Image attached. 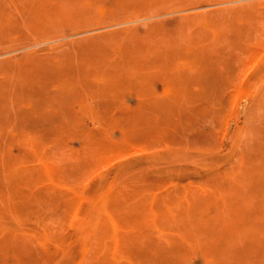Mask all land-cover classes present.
Listing matches in <instances>:
<instances>
[{
  "label": "rangeland",
  "instance_id": "obj_1",
  "mask_svg": "<svg viewBox=\"0 0 264 264\" xmlns=\"http://www.w3.org/2000/svg\"><path fill=\"white\" fill-rule=\"evenodd\" d=\"M17 1L0 0V6L3 7H0V19H7L6 23L3 22L5 24L0 20V67L3 66L0 69V179L3 182H0L7 183L6 187L0 183V195L5 194V198L3 194L0 197V264H136L137 261V264H164L166 261L165 264H182L183 260L186 264H211L212 260V264H264V231L260 232L264 230V0H22L23 5L20 4L21 0ZM17 6L20 13L13 10ZM41 9L44 13H40ZM29 11L40 15L36 17ZM29 58L38 60L34 62ZM65 58L68 59L65 61ZM41 60L43 63L40 64ZM25 61H28V66ZM73 63L82 69L79 67L80 70H77L76 67L72 71ZM40 66L41 75L44 72L43 79L36 71L38 68L39 73ZM27 68L34 69L36 74H29L31 70ZM67 69L72 70L68 72ZM48 77L52 81L47 80ZM181 81L183 84L180 85ZM27 86L31 88L27 89ZM179 86L183 89H179ZM147 101H151L149 108H145ZM40 106L44 108L43 113ZM130 108H133L132 111ZM38 111L45 116H41ZM138 111H142L141 116ZM9 112L11 116L15 114L13 119L8 116ZM152 115H155L154 118ZM134 116L135 121L140 119L138 125ZM167 118L171 122L168 121V130ZM25 120L26 123L23 122ZM62 124L68 127L64 128ZM144 124L148 126L147 130L146 127L142 128ZM129 127L139 132L136 129L133 132ZM81 128H85L82 129L84 133ZM105 128L106 135L103 132ZM18 136L24 139L20 138L21 145ZM8 138L10 143H6L9 142L6 140ZM37 140L39 142L35 143ZM213 145H216V150ZM7 147L10 148V154L7 153ZM11 153L19 155L15 158ZM11 157L16 159L18 165ZM29 168L30 171H27ZM176 171H180V175ZM250 173L254 174H251V178ZM24 175L27 180H23ZM32 177H37L35 183H32ZM24 181L28 182L23 184ZM9 182L16 186L12 187ZM188 187L192 189L188 191ZM6 188L8 191L3 190ZM230 188L233 190L231 193ZM214 189H219V194ZM223 189L224 193L221 192ZM241 195L244 197L239 198ZM209 196L217 199L215 203L212 204L213 198L209 201ZM12 198L15 199L14 204ZM20 198L24 200L21 202ZM30 198L32 204L28 203ZM5 199L7 201L3 202ZM230 200H234V203L231 204ZM238 202L241 206L237 205ZM247 203L250 204L249 211L242 208H247ZM54 206L56 209L52 208ZM251 207L254 211L257 209L255 213ZM17 208H21L23 213L18 212L21 210L17 211ZM200 209L203 210L202 215ZM186 211L187 214L184 213ZM205 211L208 212L205 213L207 216ZM231 212L236 217L230 216ZM11 217L15 219L12 221ZM183 220L188 221L187 225ZM236 223L241 224L240 228ZM205 228L210 233H206ZM235 231L238 232L236 236ZM229 232L232 236L226 237ZM220 236H224L225 240ZM233 243L240 249L234 248ZM250 246H253L252 249ZM144 248L150 252L143 251ZM157 249L161 254H158ZM215 249H218V253ZM220 250L224 251L220 254ZM233 253L239 256H235L239 261ZM28 255L34 256L28 258ZM229 255L230 258L225 257ZM152 256L154 260L150 259ZM158 259L162 261L158 262ZM219 259H223V263ZM244 259L246 262H243Z\"/></svg>",
  "mask_w": 264,
  "mask_h": 264
},
{
  "label": "bare ground",
  "instance_id": "obj_2",
  "mask_svg": "<svg viewBox=\"0 0 264 264\" xmlns=\"http://www.w3.org/2000/svg\"><path fill=\"white\" fill-rule=\"evenodd\" d=\"M6 1H7V0H6ZM12 1H13V0H12ZM23 1H26V0H23ZM23 1L21 0L20 4L22 3V5H23V4H24ZM28 1H29V0H28ZM49 1H50V0H49ZM51 1H52V0H51ZM10 2H11V1H10ZM10 2H9V3H10ZM17 2H19V0H18ZM13 3H14V2H13ZM35 3H36V2H35ZM58 3H59V2H58ZM10 4H12V3H10ZM20 4L18 3V6H19ZM27 4H28V3H27ZM32 4H33V2H32ZM50 4H51V3H50ZM16 5H17V4H16ZM112 5H113V2H112ZM18 6H17V9H13V10L19 12ZM31 6H32V5H31ZM53 6H54V5H53ZM0 7L3 8L2 6H0ZM56 7H57V5H56ZM59 7H60V6H59ZM1 8H0V10H2ZM21 8H24V7H21ZM42 8H44V7H42ZM54 8H55V7H54ZM8 9H10V8H8ZM29 9H31V7H30ZM39 9H40V8H39ZM56 9H57V8H56ZM60 9H61V8H60ZM10 10H11V12L13 11L12 9H10ZM23 10H24V9H21V11H23ZM3 11H4V10H3ZM7 11H9V10H7ZM26 11H28L27 8H26ZM39 11H41L40 13H44L42 9L39 10ZM55 11H57V10H55ZM1 12H2V11H1ZM29 12H30V11H29ZM8 13H9V12H8ZM19 13H20V12H19ZM30 13L32 14V12H30ZM30 13H28V14H30ZM21 14H23V13L21 12ZM26 14H27V13H26ZM38 14H39V13H38ZM0 15H1V13H0ZM32 15H34V16L37 17V16H39L40 14L37 15V13H36V15H35V14L33 13ZM3 17H4V16H3ZM0 20L2 21V23L5 21V20H2V19H0ZM1 21H0V24H1ZM6 21H7V19H6ZM6 21H5V23H6ZM5 23H3V24H5ZM1 26H2V24H1ZM1 26H0V28H1ZM3 26H4V25H3ZM1 31H2V30H1ZM11 56H12V55H11ZM17 56H18V55H17ZM203 56H204V55H203ZM9 57H10V56H9ZM20 57H21V56H20ZM22 57H24V56L22 55ZM22 57H21V58H22ZM21 58H19V59L21 60ZM203 58H204V57H203ZM8 59H9V58H8ZM8 59H7V60H8ZM14 59H15V58H13L12 60L14 61ZM19 59H18V60H19ZM22 59H24V58H22ZM29 59H30L31 61H34V62H35L36 60H38V59L33 60V59H31V58H29ZM67 59H68V58H67ZM67 59L65 58V61H66ZM9 60H10V59H9ZM9 60H8V61H9ZM20 60H19V61H20ZM24 60H25V59H24ZM30 60H29V61H30ZM21 62H23V60H21ZM25 62H26V61H25ZM25 62H24V64H25ZM36 62H37V61H36ZM191 62H192V61H191ZM18 63H19V62H18ZM18 63H17V64H18ZM26 63H27L26 65L28 66V61H27ZM41 63H43V60L40 61V64H41ZM79 63H80V62H79ZM79 63H78V64H79ZM14 64H15V63H14ZM21 64H22V63H21ZM38 64H39V62H38ZM26 65H25V67H26ZM30 65H31V63H30ZM32 65H33V64H32ZM46 65H47V64H46ZM68 65H69V64H68ZM70 65H71V64H70ZM194 65H195V64H194ZM81 66H83V62H82V64H81ZM81 66H79V67H81ZM17 67H18V65H17ZM76 67H77V65L74 66V63H73V70H72V69H70V70L74 71V68H76ZM79 67H77V70H80ZM2 68H3V66L0 67V69H2ZM28 68H30V67H28ZM28 68H27V70H29ZM32 68H33V66H32ZM34 68H35V67H34ZM40 68H41V66H40ZM40 68H39V73H38V68H36L37 75H38V74L41 75V72H40V71H42V68H41V69H40ZM69 68H70V66H69ZM14 69H15V68H14ZM14 69H13V73L15 72ZM25 69H26V68H25ZM25 69H24V70H25ZM43 69H44V68H43ZM81 69H82V67H81ZM30 70H31V69H30ZM30 70H29V71H30ZM32 70H34V69H32ZM32 70H31V72H30L29 74H32V72H33V73L35 72V70H34V71H32ZM44 70H45V69H44ZM67 70H68V72L70 71L69 69H67ZM75 70H76V69H75ZM5 71H6V70H5ZM29 71H28V72H29ZM57 71H58V70H56V72H57ZM62 71H64V70H62ZM154 71H155V70H154ZM1 72H2V70H1ZM28 72L26 71V73H28ZM60 72H61V71H60ZM64 72H65V71H64ZM6 73H8V72H6ZM22 73H23V72H22ZM43 73H44V72H42L41 78H42V76L44 75ZM0 74H1V73H0ZM4 74H5V72H4ZM4 74H3V75H4ZM11 74H12V73H11ZM11 74H10V75H11ZM34 74H36V73H34ZM34 74H33V76H34ZM1 75H2V74H1ZM5 75H6V74H5ZM13 75H14V74H13ZM56 75H57V74H56ZM182 75H184V74H182ZM22 76H23V75H22ZM31 76H32V75H31ZM45 76H46V75H45ZM45 76H44V77H45ZM63 76H64V75H63ZM177 76H178V75H177ZM2 77L5 78L4 76H2ZM2 77H1V78H2ZM7 77H8V76H7ZM35 77H36V75H35ZM38 77L40 78V76H38ZM53 77H55V76H53ZM150 77H151V76H150ZM178 77H179V76H178ZM187 77H188V74H187ZM16 78H18V77H16ZM20 78H21V77H20ZM33 78H34V77H32V79H33ZM45 78H46V77H45ZM180 78H181V76H180ZM12 79H13V78H12ZM42 79H43V78H42ZM149 79H150V78H149ZM0 80H1V79H0ZM4 80H6V78H5ZM8 80H9V79H8ZM36 80H37V78H36ZM47 80H51V79L48 77ZM181 80H183V79H181ZM11 81H12V80H11ZM23 81H25V79H24ZM29 81H30V79H29ZM38 81H39V79H38ZM38 81H37V83H38ZM42 81H43V80H42ZM44 81H45V80H44ZM51 81H52V80H51ZM196 81H197V80H196ZM196 81H195V82H196ZM9 82H10V81H9ZM12 82H13V81H12ZM15 82H16V81H15ZM30 82L33 83V80H31ZM21 83H22V82H21ZM26 83H27V81H26ZM35 83H36V82H35ZM181 83H182V81L180 82V85H181ZM182 84H183V83H182ZM196 84H197V83H196ZM10 85H11V84H10ZM14 85H15V84H14ZM14 85H13V87H14ZM197 85H198V84H197ZM201 85H202V84H201ZM11 86H12V85H11ZM189 86L191 87V84H190ZM195 86H196V85H195ZM9 87H10V86H9ZM173 87H174V86H173ZM10 88H11V87H10ZM26 88L28 89V88H31V87H28V86H27ZM180 88H181V87L179 86V89H180ZM201 88H202V87H201ZM181 89H183V87H182ZM202 89H203V88H202ZM204 89H205V88H204ZM81 90L84 91V89H81ZM196 90H197V89H196ZM200 90H201V89H200ZM210 90H211V89H210ZM26 91H27V90H26ZM82 91H81V92H82ZM157 91H158V90H157ZM159 91H160V90H159ZM183 91L185 92V90H183ZM183 91H181L180 93H183ZM192 91H193V90H192ZM192 91H191V92H192ZM201 91H203V90H201ZM186 92H187V91H186ZM207 92H208V91H207ZM8 93H9V92H8ZM25 93H26V92H25ZM66 93H68V92H66ZM254 93H255V92H254ZM12 94H13V93H12ZM12 94H11V95H12ZM14 94H15V93H14ZM183 94H186V93H183ZM183 94H181V96H182ZM200 94H201V93H200ZM0 95H1V94H0ZM5 95H6V97H7V93H6ZM17 95H18V94H17ZM22 95H23V94H22ZM82 95H84L83 92H82ZM211 95H212V94H211ZM196 96H197V95H196ZM3 97H4V96H3ZM15 97H16V96H15ZM15 97H14V99H15ZM17 97H18V96H17ZM215 97H216V96H215ZM215 97L213 96V98H215ZM254 97H255V96H254ZM254 97H253V99H254ZM11 98H12V96H11ZM216 98H217V97H216ZM6 99H7V98H6ZM18 99H19V98H18ZM28 99H29V98H28ZM220 99H221V98H220ZM226 99H227V98H226ZM248 99H249V98H248ZM248 99H247V100H248ZM4 100H5V99H4ZM7 100H8V99H7ZM10 100H11V99H10ZM189 100H190V99H189ZM189 100H187V101H189ZM197 100H198V98H197ZM206 100H207V99H206ZM259 100L262 101L260 98H259ZM5 101H6V100H5ZM12 101H13V99H12ZM12 101H11V102H12ZM148 101H149V100H148ZM148 101H147V105H145V108H146V106H148V108H149L150 105H151V104L149 105V103H150L151 101H150V102H148ZM179 101H180V100H179ZM199 101H201V99H200ZM255 101H256V100H255ZM11 102H10V103H11ZM13 102H14V101H13ZM144 102H145V101H144ZM175 102H176V101H175ZM190 102H192V100H190ZM194 102H195V101H194ZM221 102H222V101H221ZM251 102H252V101H251ZM3 103H4V102H3ZM6 103H7V101H6ZM30 103H31V102H30ZM201 103H202V102H201ZM249 103H250V102H249ZM11 104H12V103H11ZM11 104H10V106H11ZM13 104H14V103H13ZM39 104L42 105V103H39ZM39 104H38V105H39ZM191 104H192V103H191ZM198 104L200 105V103H198ZM205 104H206V103H205ZM215 104H216V103H215ZM219 104H220V103H219ZM225 104H227V103H225ZM20 105H21V104H20ZM33 105H34V103H33ZM43 105H44V104H43ZM136 105H137V103H136ZM136 105H134V107H136ZM156 105H157V103H156ZM173 105H175V104H173ZM178 105H179V104H178ZM180 105L182 106V104H180ZM183 105H184V104H183ZM199 105H197V106L199 107ZM207 105H208V103H207ZM255 105H256V104H255ZM10 106H9V107H10ZM14 106H15V105H14ZM115 106H116V105H115ZM227 106H228V104H227ZM245 106H246V105H245ZM245 106H244V109H245ZM261 106H262V105H261ZM17 107H18V105H17ZM42 107H44V106H42ZM105 107H106V106H105ZM175 107H176V106H175ZM179 107H180V106H179ZM194 107H196V105H195ZM209 107H210V104H209ZM216 107H218V106H216ZM5 108H6V107H5ZM13 108H14V107H13ZM33 108H34V107H33ZM154 108H155V107H154ZM172 108H173V107H172ZM190 108H191V107H190ZM190 108H189V109H190ZM196 108H197V107H196ZM206 108H207V107H205V109H206ZM246 108H247V107H246ZM8 109H9V108H8ZM38 109H39V108H38ZM40 109H41V106H40ZM42 109L44 110V108H42ZM42 109H41V110H42ZM115 109H116V108H115ZM117 109H118V108H117ZM127 109H129V108H127ZM132 109H133V108H132ZM132 109L130 108L131 111H132ZM138 109H139V105H138ZM142 109H143V108H142V106H141V109H140V110H142ZM174 109H176V108H174ZM194 109H195V108H194ZM219 109H220V108H219ZM219 109H218V110H219ZM222 109H223V108H222ZM251 109H252V108H251ZM13 110H14V109H13ZM13 110H12V111H13ZM29 110H31V109H29ZM32 110H33V109H32ZM34 110H35V109H34ZM34 110H33V111H34ZM43 110H42V113L44 112ZM140 110H139V111H140ZM172 110H173V109H172ZM192 110H193V109H192ZM208 110H211V109H208ZM216 110H217V109H216ZM8 111H9V110H8ZM33 111H32V112H33ZM133 111H134V110H133ZM139 111H138V113H139ZM145 111H146V110H145ZM183 111H184V110H183ZM189 111H190V110H189ZM195 111H197V110L195 109ZM245 111H246V110H245ZM13 112H14V111H13ZM47 112H49V111L47 110ZM47 112H46V113H47ZM136 112H137V111H136ZM175 112H176V111H175ZM208 112H209V111H208ZM10 113H11V112H9V115H8V116H10V117H12V116L15 115V114H14V115L11 116ZM18 113H19V112H18ZM18 113H16V114H18ZM38 113H39V111H38ZM131 113H132V112H131ZM140 113H142V111H141ZM140 113H139V116H141ZM149 113H150V111H149ZM155 113H156V112H155ZM171 113H173V112L171 111ZM176 113H177V112H176ZM5 114H6V113H5ZM20 114H21V113H20ZM39 114H40V113H39ZM47 114H48V113H47ZM47 114H46V115H47ZM151 114H152V113H151ZM156 114H158V113H156ZM178 114H179V113H178ZM199 114H200V113H199ZM40 115H41V114H40ZM42 115H44V114H42ZM42 115H41V116H42ZM202 115H203V114H202ZM244 115H245V114H244ZM254 115H255V112H254ZM254 115H253V116H254ZM256 115H257V114H256ZM3 116H5V115H3ZM16 116H17V115H16ZM41 116H39V117H41ZM44 116H45V115H44ZM44 116H43V117H44ZM48 116H49V115H48ZM126 116H128V115H126ZM152 116H153V115H152ZM154 116H155V115H154ZM154 116H153V118H154ZM170 116H171V114H170ZM195 116H196V115H195ZM257 116H258V115H257ZM257 116H256V117H257ZM49 117H50V116H49ZM131 117H132V115L130 116V118H131ZM157 117H158V116H157ZM178 117H179V119H180V116H178ZM201 117H202V116H201ZM211 117H212V116H211ZM213 117H215V116H213ZM15 118H16V117H15ZM140 118H141V117H140ZM150 118H151V117H150V114H149V119H150ZM163 118H165V116H164ZM215 118H216V117H215ZM215 118H214V119H215ZM243 118H244V117H243ZM4 119H5V118H4ZM7 119H9V117H8ZM11 119H13V117H12ZM22 119H23V118H22ZM40 119H41V118H39V120H40ZM131 119H132V118H131ZM156 119H157V118H156ZM160 119L162 120V118H160ZM197 119H198V117H197ZM207 119H209V118H207ZM9 120H10V119H9ZM15 120L18 121L17 119H15ZM115 120L117 121V118H116ZM122 120H123V119H122ZM122 120H121V121H122ZM128 120H129V118H128ZM146 120H147V119H146ZM158 120H159V119H158ZM200 120H201V119H200ZM215 120H216V119H215ZM217 120H218V119H217ZM7 121H8V120H7ZM28 121H29V120H28ZM44 121H45V120H44ZM44 121H43V122H44ZM116 121H115V122H116ZM119 121H120V120H119ZM121 121H120V123H121ZM130 121H131V120H130ZM134 121H135V116H134ZM137 121H140V119H139V120H136L135 122L137 123ZM159 121H160V120H159ZM159 121H157V122H159ZM168 121L170 122V118H167V123H166L167 126H166V129H167V127H169V126H168ZM179 121H180V120H179ZM179 121H177V122H179ZM182 121H183V120H182ZM218 121H219V120H218ZM218 121H217V122H218ZM254 121H255V120H254ZM10 122H11V121H10ZM10 122H9V123H10ZM13 122H14V121H13ZM13 122H11V123H13ZM23 122L26 123L27 121L25 120V121H23ZM45 122H46V124H47V121H45ZM71 122H72V121H71ZM96 122H97V121H95V123H96ZM98 122H99V121H98ZM98 122H97V123H98ZM122 122H123V121H122ZM132 122H133V119H132ZM157 122H155V123H157ZM20 123H21V121H20ZM24 123H22V124H24ZM74 123H75V122H74ZM95 123H94V124H95ZM170 123H171V122H170ZM34 124H35V123H34ZM63 124H64V123H63ZM63 124H62V125H63ZM72 124H73V123H72ZM72 124H71V125H72ZM109 124H110V123H109ZM117 124H118V123H117ZM134 124H135V123H134ZM134 124H133V125H134ZM147 124H148V123H147ZM173 124H174V123H173ZM176 124H177V123H176ZM252 124H253V123H252ZM5 125H6V124H5ZM5 125H4V126H5ZM10 125H11V124H10ZM10 125H9V126H10ZM12 125H13V124H12ZM27 125H29V123H28ZM32 125H33V124H32ZM38 125H39V124H38ZM62 125H60V127H61ZM64 125H65V124H64ZM64 125H63L64 128H65V127H68V126H64ZM66 125H68V123H66ZM76 125H77V123H76ZM76 125H75V126H76ZM106 125H107V123H106ZM127 125L129 126V123H128ZM137 125H138V123H137ZM154 125H155V124H154ZM174 125H175V124H174ZM220 125H221V123H220ZM4 126H3V127H4ZM7 126H8V124H7ZM7 126H6V127H7ZM15 126H16V125H15ZM24 126H25V124L23 125V127H24ZM55 126H56V125H55ZM98 126H99V125H98ZM107 126H108V125H107ZM107 126H106V127H107ZM109 126H110V125H109ZM113 126H114V125H113V123H112V127H113ZM128 126H127V127H128ZM131 126H132V124L130 125V127H131ZM172 126H173V125H172ZM254 126H255V125H254ZM256 126H257V125H256ZM6 127H5V129H6ZM19 127L21 128V126H19ZM39 127H40V125H39ZM42 127H44V126H42ZM45 127H47V126H45ZM45 127H44V128H45ZM53 127H54V125H53ZM85 127H86V126H85ZM96 127H97V126H96ZM101 127H102V126H101ZM110 127H111V126H110ZM130 127H129V130H131ZM143 127H146V130L148 129V128H147L148 126H147L146 124H144V126H142V128H143ZM149 127H150V126H149ZM153 127H155V126H153ZM252 127H253V126H252ZM17 128H18V127H16V129H17ZM20 128H19V129H20ZM55 128H56V127H55ZM140 128H141V127H140ZM254 128H255V127H254ZM263 128H264V127H263ZM23 129H24V128H23ZM29 129H30V128H29ZM41 129H42V128H41ZM48 129H49V128H48ZM60 129H62V128H60ZM82 129H83V128H81V130H82ZM100 129H101V128H100ZM108 129H109V128H108ZM135 129H136V128H135ZM135 129H133V130L135 131ZM144 129H145V128H144ZM170 129L172 130L173 128H170ZM170 129H169V130H170ZM33 130L35 131V129H33ZM33 130H32V131H33ZM83 130H85V128H84ZM83 130H82V132L84 133ZM127 130H128V128H127ZM133 130H131V131H133ZM139 130H140V129H139ZM167 130H168V129H167ZM174 130H175V129H173V131H174ZM178 130H179V129H178ZM250 130H251V126H250ZM5 131H7V130H5ZM25 131H26V130H25ZM36 131H37V130H36ZM99 131H100V130H99ZM107 131H108V130H107ZM134 131H133V132H134ZM136 131L139 132L138 129H136ZM148 131H149V130H148ZM156 131H157V130H156ZM160 131H161V130H160ZM256 131H257V129H256ZM256 131H255V132H256ZM2 132H3V131H2ZM22 132H23V130H22ZM37 132H38V131H37ZM41 132H42V130H41ZM44 132L46 133V131H44ZM85 132H86V131H85ZM103 132H104V134H105V132H106V128L103 129ZM103 132H101L102 134L100 133L102 136H104V135H103ZM113 132H114V130H113ZM141 132H142V129H141ZM161 132H162V131H161ZM261 132H262V131H261ZM20 133H21V132H20ZM45 133H44V134H45ZM47 133H48V132H47ZM86 133H87V132H86ZM89 133H90V131H89ZM120 133H122V132H120ZM120 133H118V134H120ZM127 133L130 134V131H128ZM131 133H132V132H131ZM148 133H149V132H147L146 135H148ZM157 133H158V131H157ZM166 133H167V132H166ZM262 133H264V132H262ZM262 133H261V135H262ZM9 134H10V133H9ZM32 134H33V133H32ZM34 134H35V133H34ZM34 134H33V135H34ZM92 134H95V133H91V135H92ZM111 134H112V128H111ZM111 134H109V135H111ZM122 134H123V133H122ZM142 134H143V133H142ZM167 134H169V133H167ZM229 134H230V133H229ZM233 134H234V132H233ZM252 134L254 135L255 133H253V131H252ZM18 135H19V133H18ZM23 135H24V134H23ZM23 135H22V136H23ZM42 135H43V134H42ZM105 135H106V134H105ZM120 135H121V134H120ZM125 135H126V133H125ZM139 135H141V134H139ZM150 135H151V134H150ZM152 135H153V134H152ZM169 135H170V134H169ZM174 135H176V134H174ZM208 135H209V134H208ZM231 135H232V134H231ZM4 136H6V135H4ZM22 136H21V137H22ZM39 136H41V135H38L37 137H39ZM86 136H87V135H86ZM86 136H85V137H86ZM96 136H97V134H96ZM113 136H114V134H113ZM113 136H112V138H113ZM130 136H131V134H130ZM130 136H129V138H130ZM141 136H142V135H141ZM144 136H145V134H144ZM153 136H154V135H153ZM153 136H152V138L155 139V137H153ZM156 136H157V134H156ZM177 136H178V135H177ZM226 136H227V135H226ZM18 137H19V136H18ZM21 137H19V139H18V140H19V143H20V138H21ZM35 137H36V136H35ZM146 137H147V136H146ZM150 137H151V136H150ZM174 137H176V136H174ZM179 137H180V134H179ZM203 137H204V136H203ZM203 137H202V138H203ZM211 137H213V136H211ZM263 137H264V134H263ZM10 138H11V137H10ZM24 138H26L25 135H24ZM45 138H46V137H45ZM96 138H97V137H96ZM96 138H95V139H96ZM141 138H142V140H143V137H141ZM180 138H181V137H180ZM214 138H215V137H214ZM22 139H23V137H22ZM22 139H21V140H22ZM32 139H33V138H32ZM34 139H35V138H34ZM90 139H91V138H90ZM92 139H93V138H92ZM100 139H101V138H100ZM110 139H111V138H110ZM116 139H117V138H116ZM168 139H169V136H168ZM182 139H183V138H182ZM184 139H185V138H184ZM203 139H205V138H203ZM261 139H262V138H261ZM6 140L9 141V138L6 139ZM12 140H13V139H12ZM16 140H17V138H16ZM16 140H15V141L13 140V141L16 142ZM18 140H17V142H18ZM23 140H24V139H23ZM23 140H22V141H23ZM26 140H28V139H26ZM102 140L105 141V139H102ZM180 140H181V139H180ZM192 140H194V139H192ZM224 140H225V139H224ZM262 140H263V139H262ZM3 141H4V139H3ZM13 141H11V142H13ZM22 141H21V142H22ZM46 141H47V140H46ZM111 141H112V140H111ZM111 141H110V142H111ZM182 141H183V140H182ZM186 141H187V140H186ZM188 141H190V140H188ZM226 141H227V140H226ZM14 142H13V143H14ZM23 142H24V141H23ZM23 142H22V143H23ZM38 142H39V141L37 140V142H35V143H38ZM102 142H103V141H102ZM217 142H218V141H217ZM242 142H243V141H242ZM6 143H10V141H9V142H6ZM19 143H18V145H19ZM33 143H34V142H33ZM45 143H46V142H45ZM153 143H154V141H153ZM169 143H170V140H169ZM225 143H228V142H225ZM225 143H224V144H225ZM255 143H256V142H254L253 144H255ZM2 144H3V143H2ZM11 144H12V143H11ZM42 144H43V143H42ZM42 144H40V145H42ZM111 144H112V142H111ZM111 144H110V145H111ZM185 144H187V143H185ZM193 144H194V142H193ZM195 144H196V143H195ZM263 144H264V143H263ZM7 145H8V144H7ZM15 145H16V144H15ZM15 145H13V146L16 147ZM20 145H21V143H20ZM37 145H39V144H37ZM44 145H45V144H44ZM112 145H113V144H112ZM171 145H172V144H171ZM174 145H175V144H174ZM174 145H173V146H174ZM183 145H184V144H183ZM0 146H1V145H0ZM5 146H6V144H5ZM28 146H29V145H28ZM99 146H100V145H99ZM99 146H98V147H99ZM113 146H114V145H113ZM176 146H177V145H175V147H176ZM179 146H181V145H179ZM214 146L216 147V145H213L212 147H214ZM257 146L259 147L260 145L257 144ZM17 147H18V146H17ZM17 147H16V148H17ZM19 147H20V146H19ZM37 147H38V146H37ZM98 147H97V148H98ZM110 147H111V146H110ZM181 147H182V146H181ZM215 147H214V148H215ZM254 147H255V146H254ZM1 148H2V147H1ZM7 148H8V147H7ZM7 148H6V149H7ZM177 148H180V147H177ZM205 148H206V147H205ZM222 148H223V147H222ZM248 148H249V147H248ZM256 148H257V147H256ZM6 149H5V151H6ZM9 149H10V148H8L7 151H8ZM18 149H20V148H18ZM21 149H22V148H21ZM24 149H25V148H23V150H24ZM98 149H99V148H98ZM103 149H105V147H104ZM169 149H170V148H169ZM185 149H186V148H185ZM188 149H190V148H188ZM191 149H193V148H191ZM191 149H190V150H191ZM197 149H199V148H197ZM203 149H204V148H203ZM208 149H209V148H208ZM210 149H211V147H210ZM226 149H227V148H226ZM94 150H95V149H94ZM193 150H194V149H193ZM195 150H196V149H195ZM215 150H216V148H215ZM215 150H214V151H215ZM7 151H6V152H7ZM19 151H20V150H19ZM204 151H205V150H204ZM224 151H225V150H224ZM9 152H10V151H8L7 153H9ZM11 152H12V151H11ZM13 152H14V151H13ZM21 152H22V151H21ZM87 152H88V151H87ZM87 152H85V153H87ZM103 152H105V151L103 150ZM106 152H108V151H106ZM211 152H212V151H211ZM225 152H226V151H225ZM7 153H6V154H7ZM9 154H10V153H9ZM12 154H13V153H11V156L13 157L14 154H13V155H12ZM98 154H99V151H98ZM104 154H105V153H104ZM18 155H19V154H18ZM18 155L16 154L15 156L18 157ZM21 155H22V154H21ZM83 155H84V154L82 153V158H83ZM86 155H87V154H86ZM90 155H91V154H90ZM101 155H102V154H101ZM259 155H261V154H259ZM15 156H14V157H15ZM60 156H61V154H60ZM12 157H11V159H12ZM230 157H231V156H230ZM245 157H246V156H245ZM6 158H7V157H6ZM8 158H10V157H8ZM15 158H16V157H15ZM15 158H13L12 160H14ZM19 158H22V157L19 156ZM41 158H42V157H41ZM77 158H80V156L77 157ZM2 159H3V158H2ZM229 159H230V158H229ZM234 159H235V158H234ZM234 159H233V160H234ZM246 159H247V158H246ZM246 159H245V160H246ZM15 160H16V159H15ZM15 160H14V162H15ZM17 160H18V159H17ZM22 160L24 161V158H23ZM27 160H28V159H27ZM30 160H31V159H30ZM82 160H83V159H82ZM82 160H81V161H82ZM84 160H85V159H84ZM223 160H224V159H223ZM239 160H240V158H239ZM19 161H20V160H19ZM25 161H26V160H25ZM42 161H43V160H42ZM28 162H29V161H28ZM84 162H85V161H84ZM220 162H221V161H220ZM230 162H231V161H230ZM245 162H247V161H245ZM11 163L13 164V162H11ZM24 163H25V162H24ZM222 163H223V162H222ZM249 163H251V162H249ZM254 163H255V162H254ZM2 164H3V162H2ZM15 164L18 165V163H16V162H15ZM15 164H13V166H14ZM19 164H20V163H19ZM82 164L84 165V163H82ZM146 164H147V163H146ZM146 164H145V165H146ZM233 164H234V161H233ZM47 165L49 166V164H47ZM47 165H46V167H48ZM162 165H165V164H162ZM166 165H167V164H166ZM175 165H176V164H175ZM185 165H186V164H185ZM234 165H237V166H238V164H234ZM247 165H248V164H247ZM263 165H264V164H263ZM263 165H262V166H263ZM67 166H69V165H67ZM171 166H172V165H171ZM232 166H233V165H232ZM237 166H236V167H237ZM255 166H256V164H255ZM257 166H258V165H257ZM259 166H260V165H259ZM3 167H4V166H3ZM3 167H2V168H3ZM76 167H77V166H76ZM85 167H86V166H85ZM87 167H88V165H87ZM169 167H170V166H169ZM183 167H184V165H183ZM191 167H192V166H191ZM236 167L234 166L233 168H236ZM253 167H254V166H253ZM260 167H261V166H260ZM9 168H10V167H9ZM11 168H12V167H11ZM22 168H24V167H22ZM34 168H35V167H34ZM56 168H59V167H56ZM61 168H62V167H61ZM66 168H67V167H66ZM165 168H166V167H165ZM170 168H172V167H170ZM170 168L167 167L168 170L172 171ZM175 168H176V167H175ZM248 168H249V167H248ZM254 168H255V167H254ZM254 168H253V169H254ZM18 169H19V168H18ZM20 169H21V168H20ZM24 169H25V168H24ZM39 169H40V168H39ZM41 169H42V168H41ZM76 169H77V168H76ZM80 169H81V168H80ZM173 169H174V168H173ZM193 169H194V168H193ZM221 169H222V168H221ZM221 169H220V171H221ZM229 169H230V168H228V170H229ZM231 169H232V168H231ZM236 169H237V168H236ZM255 169H256V171H257V168H255ZM261 169H262V167H261ZM21 170H22V169H21ZM31 170H32V169H31ZM52 170H53V169H52ZM56 170H57V169H56ZM59 170L62 171V169H59ZM66 170H67V169H66ZM66 170H64V171H66ZM72 170H73V169H72ZM81 170H82V169H81ZM81 170H80V172H81ZM181 170H182V169H181ZM194 170H196V168H195ZM198 170H199V168H198ZM244 170H245V168H244ZM249 170H250V168H249ZM22 171H24V170H22ZM27 171H30V168H29ZM42 171H43V170H42ZM57 171H58V170H57ZM61 171H59V172L62 173ZM173 171H174V170H173ZM182 171H183V170H182ZM205 171H206V170H205ZM208 171H210V170H208ZM253 171H254V170H253ZM59 172L56 173V174H59ZM80 172H79V173H80ZM161 172H162V171H161ZM174 172H175V171H174ZM176 172H178V171H176ZM179 172H180V171H179ZM179 172H178V174H179ZM184 172H185V171H184ZM194 172H195V171H193L192 173H194ZM215 172H216V171H215ZM10 173H11V175H12V172H10ZM13 173H16V172L13 171ZM35 173H36V172H34L33 175L36 176ZM43 173H44V172H43ZM51 173H54V172H51ZM69 173L71 174V172H69ZM189 173H190V172H189ZM220 173H221V172H220ZM222 173H223V172H222ZM258 173H259V175H260V173H261V172H260V168H259V170H258ZM262 173L264 174V172H262ZM16 174H17V173H16ZM21 174H23V173L21 172ZM37 174H39V173H37ZM64 174H65V172H64ZM64 174H63V175H64ZM223 174H224V173H223ZM251 174H253V173H250V174H249V175H250V178L252 177ZM1 175H2V174H1ZM5 175H7V174H5ZM8 175H9V174H8ZM11 175H10V177H11ZM28 175H29V174H28ZM65 175H66V174H65ZM68 175H69V174H68ZM179 175H180V174H179ZM179 175H178V176H179ZM187 175H188V174H187ZM206 175H207V174H206ZM209 175H210V174H209ZM211 175H212V173H211ZM253 175H254V174H253ZM2 176H3V175H2ZM45 176H46V175H45ZM57 176H58V175H57ZM173 176H175V175H173ZM263 176H264V175H263ZM3 177H5V176H3ZM15 177H16V176H15ZM25 177H27V176L24 175V179H23V177H22V179H23V180H27ZM30 177H31V176H30ZM71 177H73V176H71ZM32 178L34 179V182H32V181H31V182H32V183H35V181H36L35 178H37V177H35V178L32 177ZM47 178H48V177H47ZM61 178H62V177H61ZM166 178H167V177H166ZM205 178H207V176H206ZM205 178H204V179H205ZM261 178H262V175H261ZM261 178L259 177L258 179H261ZM3 179H4V178H3ZM6 179H7V178H6ZM6 179H4V180H6ZM12 179H13V178H12ZM15 179H16V178H15ZM15 179H14V181H15ZM18 179H20V178H18ZM38 179H39V177H38ZM38 179H37V180H38ZM58 179H59V178H58ZM176 179H178V178H176ZM180 179H181V178H180ZM197 179H198V178H197ZM214 179H215V178H214ZM226 179H227V178H226ZM256 179H257V178H256ZM256 179H255V180H256ZM0 180H1V179H0ZM20 180H21V179H20ZM29 180H30V179H29ZM29 180H28V181H29ZM31 180H32V179H31ZM168 180H169V179H168ZM211 180H212V179H211ZM211 180H210V181H211ZM215 180H216V179H215ZM237 180H238V179H237ZM249 180H250V179H249ZM252 180H253V179H252ZM1 181H2V180H1ZM28 181H24L23 184L27 183ZM54 181H55V180H54ZM66 181H67V180H65V182H66ZM210 181H209V183H210ZM212 181H213V180H212ZM218 181H219V180H218ZM224 181H226V180H224ZM259 181H260V180L257 181V184L259 183ZM263 181H264V180H263ZM2 182H3V181H2ZM2 182H0V183H2ZM7 182H8V181H7ZM18 182H19V181H18ZM18 182H17V183H18ZM37 182H38V181H37ZM55 182H56V181H55ZM57 182H59V181L57 180ZM69 182H70V181H69ZM220 182H221V181H220ZM226 182H228V181H226ZM237 182H239V181H237ZM250 182H251V181H250ZM250 182H249V183H250ZM255 182H256V181H254V183H255ZM10 183H11V182H9V184H10ZM61 183H62V182H61ZM215 183H216V182H215ZM223 183H224V182H223ZM243 183H244V182H243ZM246 183H247V182H246ZM249 183H248V186H250ZM251 183H253V182H251ZM2 184H3V183H2ZM6 184H7V183L5 182V184H3V185L5 186ZM65 184H66V183H65ZM10 185H11V184H10ZM13 185L16 186L15 183H13ZM13 185H11V186L13 187ZM32 185H33V184H32ZM148 185L150 186V184H148ZM151 185H152V184H151ZM153 185H154V184H153ZM215 185H216V184H215ZM239 185H240V184H239ZM243 185H244V184H243ZM253 185H254V184H253ZM262 185H264V183H263ZM6 186H7V185H6ZM6 186H5V187H6ZM33 186H35V185H33ZM33 186H32V187H33ZM69 186H71V183H69ZM140 186L142 187V185H140ZM145 186H147V184H146ZM145 186H144V187H145ZM157 186H158V184H157ZM201 186H202V185H201ZM203 186H204V185H203ZM210 186H211V185H210ZM216 186H217V185H216ZM216 186H214V188H216ZM220 186H221V185H220ZM223 186H224V184H223ZM244 186H245V185H244ZM257 186H258V185H257ZM12 187H9V188H12ZM20 187H21V186H20ZM27 187H28V186H27ZM42 187H43V186H42ZM138 187H139V185H138ZM151 187H152V186H151ZM181 187H182V186H181ZM186 187H187V186H186ZM205 187H206V186H205ZM225 187L227 188L228 186L226 185ZM225 187H224V189H225ZM237 187H238V185H237ZM263 187H264V186H263ZM149 188H150V187H149ZM157 188H158V187H157ZM235 188H236V187H235ZM235 188H234V189H235ZM240 188H241V186H240ZM244 188H246V187H244ZM247 188H248V187H247ZM0 189H1V188H0ZM7 189H8V188L3 189V190H7ZM21 189H22V188H21ZM24 189H25V188H24ZM31 189H32V188H31ZM150 189H151V188H150ZM190 189H192V188H190ZM190 189H189V187H188V191H189ZM224 189H223V191H221V192L224 193ZM227 189H228V188H227ZM227 189H226V190H227ZM249 189H250V188H249ZM249 189H248V191H249ZM263 189H264V188H263ZM3 190H2V192H5V191H3ZM25 190H26V189H25ZM39 190H40V188H39ZM157 190H158V189H157ZM176 190H178V189H176ZM214 190H215V189H214ZM218 190H219V189H218ZM218 190H215V191L218 192ZM243 190H244V189H243ZM0 191H1V190H0ZM7 191H8V190H7ZM7 191H6V192H7ZM26 191H27V190H26ZM154 191H155V190H154ZM193 191H194V189H193ZM232 191H233V190H232ZM232 191H231V188H230V193H231ZM240 191H241V190H240ZM250 191H251V189H250ZM250 191H249V193H250ZM35 192H36V191H35ZM40 192H42V191H40ZM40 192H39V193H40ZM235 192H236V191H235ZM9 193H10V192H9ZM42 193H43V192H42ZM185 193H186V192H185ZM188 193H189V192H188ZM192 193H193V192H192ZM226 193H227V191H226ZM226 193H225V194H226ZM237 193H239V192L237 191ZM243 193H244V192H243ZM243 193H241V194H243ZM2 194H3V193H1V195H2ZM13 194H14V190H13ZM30 194H31V191H30ZM175 194H176V193H174V195H175ZM218 194H219V192H218ZM225 194H224V195H225ZM1 195H0L1 198H2V196L5 198V196H4L5 194H3L2 196H1ZM23 195H24V194H23ZM176 195H177V194H176ZM243 195H244V194H243ZM243 195L239 196V198L242 197ZM250 195H251V194H250ZM31 196H32V195H31ZM192 196H193V195H192ZM237 196H238V195H237ZM237 196H236V197H237ZM260 196H261V195H260ZM14 197H17V196L14 195ZM28 197H29V196H28ZM28 197H27V198H28ZM172 197H174V196H172ZM187 197H188V195H187ZM193 197H194V196H193ZM200 197L203 199L202 196H200ZM206 197H207V196H206ZM223 197H224V196H223ZM225 197H226V195H225ZM233 197H234V196H233ZM236 197H235V198H236ZM243 197H244V196H243ZM263 197H264V196H263ZM1 198H0V199H1ZM183 198H184V197H183ZM210 198H213V200H214V202H213V200H212V204L215 203V201L217 200L216 198H215V199H216V200H215L214 197L209 196V199H210ZM237 198H238V197H237ZM237 198H236V199H237ZM245 198H247V197H245ZM253 198H254V196H253ZM20 199H21V198H20ZM50 199H52V198H50ZM53 199H54V198H53ZM57 199H58V197H57ZM177 199H178V198H177ZM196 199L198 200V199H200V198H196ZM231 199H232V198H231ZM247 199H248V198H247ZM13 200H15V199L12 198V201H13ZM22 200H24V199H21V202H22ZM29 200H30L31 202L28 201V203L32 204V200H31V198H30ZM44 200H45V199H44ZM180 200H181V199H180ZM183 200H184V199H183ZM185 200H186V199H185ZM203 200H205V199H203ZM203 200H201V201L203 202ZM206 200H208V199H206ZM243 200H244V199H243ZM245 200H246V199H245ZM254 200H256V199H254ZM5 201H7V200L5 199L3 202H5ZM16 201H18V200H16ZM57 201H58V200H57ZM169 201H171V200H169ZM169 201H168V202H169ZM176 201H177V200H176ZM189 201H190V202H193L194 200H193V201L189 200ZM201 201H200V203L203 204ZM209 201H211V199H210ZM222 201H223V200H222ZM230 201H232L231 204L234 203V202H233L234 200H230ZM246 201L249 202V200H246ZM246 201H245V202H246ZM262 201H264L263 198H262ZM25 202H26V201H25ZM34 202H35V201H34ZM34 202H33V203H34ZM46 202L48 203V201H46ZM50 202H51V201H50ZM53 202H54V201H53ZM205 202H206V201H205ZM207 202H208V201H207ZM219 202H220V201H219ZM0 203H1V202H0ZM37 203H38V202H37ZM55 203H56V202H55ZM186 203H187V202H186ZM188 203H189V202H188ZM188 203H187V204H188ZM200 203H199V205H201ZM217 203H218V202H217ZM217 203H216V204H217ZM226 203H227V202H226ZM236 203H237V202H236ZM242 203H244V202H242ZM255 203H256V202H255ZM263 203H264V202H262V204H263ZM13 204H14V201H13ZM26 204H27V203H26ZM43 204H46V203L43 202ZM43 204H42V205H43ZM50 204L52 205V203H50ZM177 204H178V202H177ZM205 204H206V203H205ZM222 204H223V202H222ZM231 204H227V205L229 206V205H231ZM0 205H1V204H0ZM16 205H17V204H16ZM54 205H55V204H54ZM58 205H59V204H58ZM179 205H180V204H179ZM207 205H208V204H207ZM207 205H206V206H207ZM237 205H239V202H238ZM247 205H248V206H247ZM263 205H264V204H263ZM263 205H262V206H263ZM4 206H5V204H4ZM24 206H27V205H25V203H24ZM31 206H32V205H31ZM49 206H50V205H49ZM170 206H171V205H170ZM174 206H175V205H174ZM190 206H191V205H190ZM211 206H213V205H211ZM220 206H222V205H220ZM239 206H241V204H240ZM239 206H236V208L239 207ZM243 206H245V204H244ZM252 206H253V205H252ZM0 207H2V206H0ZM8 207L10 208L11 206L9 205ZM8 207H6V208H8ZM17 207H19V206H17ZM181 207H182V206H181ZM183 207H185V206H183ZM191 207L194 208L193 205H192ZM200 207L202 208V206H200ZM213 207H214V206H213ZM216 207H217V206H216ZM216 207H215V208H216ZM230 207H231V206H230ZM246 207H247V208H245V207H242V208L248 210V207H250V204L247 203V204H246ZM21 208H22V207H21ZM21 208H17V211H18V209L21 210ZM52 208H55V209H56L55 206L52 207ZM187 208H188V205H187ZM211 208H212V207H211ZM218 208L220 209L219 206H218ZM231 208H232V207H231ZM242 208H241V212L244 211V209H243V211H242ZM251 208H252V207H251ZM4 209H5V207H4ZM23 209H24V208H23ZM39 209H42V207L39 208ZM39 209H38V211H39ZM173 209H174V208H173ZM176 209H177V207H176ZM183 209H184V208H183ZM212 209H213V208H212ZM238 209H240V208H238ZM254 209H255V207H254ZM261 209H262V208H261ZM263 209H264V208H263ZM0 210H1V209H0ZM5 210H8V209H5ZM12 210H13V209H12ZM25 210H26V208H25ZM25 210H24V211H25ZM27 210H28V207H27ZM27 210H26V211H27ZM32 210H34V209H32ZM181 210H182V209H180V212H182ZM193 210H194V209H193ZM213 210H214V209H213ZM216 210L218 211L217 208H216ZM231 210H232V209H231ZM249 210H250V209H249ZM249 210H248V211H249ZM256 210H257V209H256ZM256 210H255V211H256ZM10 211H11V210H10ZM36 211H37V210H36ZM201 211H203V210L200 209V213H201ZM206 211H209V210H206ZM206 211L204 212V214H205V213H208V212H206ZM222 211H223V210H222ZM222 211H220V212L222 213ZM255 211H254L253 208H252V212L255 213ZM260 211H261V210H260ZM12 212H13V211H12ZM12 212H11V213H12ZM18 212H22V210H21V211H18ZM174 212H175V210H174ZM178 212H179V211H178ZM178 212H177V213H178ZM180 212H179V213H180ZM191 212H193V211H191ZM229 212H230V211H229ZM232 212H233V210H232ZM232 212H231L230 216L233 215ZM241 212H240V213H241ZM245 212H246V211H245ZM258 212H259V211H257V215H258ZM0 213H2V212L0 211ZM22 213H23V212H22ZM26 213H27V212H26ZM32 213H33V212H32ZM40 213H41V212H40ZM42 213H43V212H42ZM42 213H41V214H42ZM53 213H55V212L53 211ZM53 213H52V214H53ZM184 213L187 214V211L184 212ZM4 214H5V213H3L2 215H4ZM20 214H21V213H20ZM28 214H29V212H28ZM163 214H164V213H163ZM198 214H199V213H198ZM204 214H203V215H204ZM222 214H224V213H222ZM222 214H220V216H222ZM251 214H252V213H251ZM165 215H166V214H165ZM165 215H163V216H165ZM177 215H178V214H177ZM193 215H194V213H193ZM201 215H202V213H201ZM201 215H200V216H201ZM205 215H206V214H205ZM243 215H244V214H243ZM259 215H260V214H259ZM4 216H6V215H4ZM28 216H29V215H28ZM62 216H63V214H62ZM74 216H75V215H74ZM185 216H186V215H185ZM195 216H196V215H195ZM206 216H207V215H206ZM220 216L217 215L218 219L221 218ZM223 216H224V215H223ZM233 216H234V215H233ZM237 216H238V215H237ZM240 216L242 217V215H240ZM263 216H264V214H262V217H263ZM21 217H22V216H21ZM29 217H30V216H29ZM182 217H184V216H182ZM191 217H192V213H191ZM234 217H236V216H234ZM253 217H254V216H253ZM59 218H60V217H59ZM169 218H170V217H169ZM179 218L181 219V217H179ZM179 218H178V219H179ZM188 218H189V217H188ZM199 218H200V217H198V219H199ZM238 218H239V216H238ZM238 218H236V219H238ZM243 218H244V216H243ZM243 218H242V219H243ZM251 218H252V217H251ZM14 219H15V218H14ZM14 219H13V220H14ZM185 219H187V218H185ZM262 219H264V217H263ZM262 219H261V220H262ZM4 220H5V219H4ZM11 220H12V217H11ZM13 220H12V221H13ZM21 220H22V219H21ZM60 220H61V218H60ZM165 220H166V219H165ZM191 220H193V219L191 218ZM213 220H214V219H213ZM221 220H222V218H221ZM250 220H251V219H250ZM34 221H35V220H34ZM183 221H185L184 223H185V225H187L186 223H188V221H186V220H183ZM198 221H199V220H198ZM198 221H197V222H198ZM208 221H209V220H208ZM222 221H223V220H222ZM248 221H249V220H248ZM253 221H254V219H252L251 222H253ZM80 222H81V220H80ZM167 222H168V221H167ZM170 222H171V221H170ZM178 222H179V221H178ZM180 222H181V221H180ZM193 222H195V221L193 220ZM197 222H196V223H197ZM241 222H242V221H241ZM249 222H250V221H249ZM251 222H250V223H251ZM51 223H52V222H51ZM161 223L163 224V222H161ZM161 223H160V225H161ZM190 223H191V221H190ZM198 223H199V222H198ZM207 223H208V222H207ZM212 223H213V222H211V224H212ZM214 223H215V222H214ZM231 223H232V222H231ZM233 223H235V221H234ZM258 223H259V222H258ZM52 224H53V223H52ZM165 224H166V223H165ZM165 224H164V227H165ZM170 224H171V223H170ZM211 224H210V225H211ZM236 224H237V223H236ZM246 224H247V223H246ZM53 225H54V224H53ZM168 225H169V223H168ZM214 225H216V224H214ZM218 225H219V224H218ZM237 225H238V224H237ZM244 225H245V224H244ZM244 225H243L242 227H244ZM248 225H249V224H248ZM248 225H246V226L248 227ZM22 226H24V225H22ZM26 226H27V225H26ZM169 226H170V225H169ZM183 226H184V225H183ZM188 226H191V224L188 225ZM188 226H187V228H188ZM231 226H232V225H231ZM238 226H239V228H240L241 224H239ZM260 226H262V225H260ZM27 227H28V226H27ZM160 227H162V226H160ZM181 227H182V226H181ZM207 227H209V226H207ZM217 227H218V226H216V228H217ZM46 228H47V227H46ZM168 228H170V227H168ZM184 228H186V227H184ZM232 228H233V226H232ZM263 228H264V226H263ZM33 229H34V228H33ZM165 229H166V227H165ZM182 229H183V227H182ZM189 229H190V228H189ZM209 229H211V228L209 227ZM214 229H215V227H214ZM243 229L246 230L245 227H244ZM243 229L241 230L242 232H243ZM261 229H262V227H261ZM47 230H48V229H47ZM166 230H167V229H166ZM207 230H208V228H207ZM232 230H233V229H232ZM234 230H236V229H234ZM171 231H173V230H171ZM184 231H186V230L184 229ZM230 231H231V230H230ZM249 231H250V230H249ZM263 231H264V230H262V231H260V232H263ZM205 232H206V228H205ZM207 232H209V231H207ZM207 232H206V233H207ZM213 232H214V231H212V233H213ZM227 232H228V231H227ZM245 232H246V231H245ZM258 232H259V231H258ZM258 232H257V233H258ZM209 233H210V232H209ZM209 233H208V237H209V235H210ZM229 233H230V232H229ZM229 233H228V234H229ZM232 233H233V231H232ZM248 233H249V232H248ZM251 233H252V234H253V233H256V231H255V232H251ZM263 233H264V232H263ZM199 234H200V233H199ZM228 234L226 233V235H228ZM237 234H238V232L236 233V231H235V236H236ZM58 235H59V234H58ZM121 235H122V234H121ZM245 235H246V234H245ZM248 235H249V234H248ZM257 235H259V233H258ZM59 236H60V235H59ZM65 236H66V234H65ZM104 236H105V234H104ZM224 236H225V235H224ZM224 236H223V237L220 236V237L224 239ZM229 236H232L231 233H230L228 236H226V237H229ZM239 236H240V234H239ZM54 237H55V236H54ZM60 237H61V236H60ZM242 237H245V236H242ZM55 238H56V237H55ZM62 238H63V237H62ZM65 238L68 239L67 236H66ZM259 238L263 239V238L260 237V236H259ZM66 239H65V240H66ZM171 239H172V238H171ZM177 239H178V241H180L179 238H177ZM192 239H193V238H192ZM195 239H196V236H195ZM197 239H198V238H197ZM216 239H217V241H221V239L219 240V238H216ZM242 239H244V238H242ZM245 239H246V238H245ZM123 240H124V238H123ZM172 240H173V239H172ZM174 240H175V239H174ZM224 240H225V239H224ZM224 240H223V241H224ZM227 240H228V238H227ZM233 240H234V239H233ZM233 240H232V242H233ZM238 240H239V239H238ZM238 240H237V241H238ZM63 241H64V240H63ZM127 241H128V240H127ZM190 241L193 242L192 240H190ZM262 241H264V239H263ZM262 241H260V242L262 243ZM54 242H55V241H54ZM54 242H53V243H54ZM122 242H123V241H122ZM124 242H125V241H124ZM128 242H129V241H128ZM148 242H149V241H148ZM148 242H147V246H148ZM195 242H196V241H195ZM130 243H131V242H130ZM130 243H129V244H130ZM132 243H133V242H132ZM132 243H131V244H132ZM136 243H137V242H136ZM149 243H150V242H149ZM174 243H178V242H177V241H174ZM179 243H180V242H179ZM215 243H216V242H215ZM234 243L236 244V240H235ZM234 243H233V247H234V246H236V247H239V246H240V242H239V246L234 245ZM243 243L245 244L244 241H243ZM261 243H260V244H261ZM63 244H64V243H63ZM124 244H126V242H125ZM182 244H183V243H182ZM212 244H213V243H212ZM218 244H221V243H218ZM218 244H217V245H218ZM263 244H264V243H263ZM263 244H262V245H263ZM136 245H138V244H136ZM185 245H186V244H185ZM187 245H188V243H187ZM214 245H215V244H214ZM61 246H62V245H61ZM122 246H123V245H122ZM122 246H121V248H122ZM126 246H128V245H126ZM138 246H139V245H138ZM140 246H141V245H140ZM172 246H173V245H172ZM174 246H175V245H174ZM174 246H173V247H174ZM222 246H223V245H222ZM243 246H244V245H243ZM259 246H261V245H259ZM263 246H264V245H263ZM155 247H156V246H155ZM185 247H186V246H185ZM213 247H214V246H213ZM250 247H251V246H250ZM252 247H253V246H252ZM252 247H251V249H252ZM62 248H64V247H62ZM138 248H139V247H138ZM156 248H157V247H156ZM205 248H206V247H205ZM215 248H216V245H215ZM217 248H219V247H217ZM221 248L223 249V247H221ZM224 248H225V247H224ZM234 248H235V247H234ZM234 248H233V250H234ZM241 248H243V247H241ZM123 249H124V248H123ZM123 249H122V250H123ZM125 249H126V248H125ZM171 249H172V248H171ZM186 249H189L188 246L186 247ZM191 249H192V248H191ZM203 249H204V248H203ZM226 249H227V248H226ZM236 249H237V248H236ZM239 249H240V247H239ZM239 249H238V251H240ZM254 249H255V248H254ZM259 249H260V248H259ZM49 250H50V249H49ZM120 250H121V249H120ZM127 250H128V249H127ZM145 250H147V249L144 248L143 251H145ZM157 250H159V249H157ZM157 250H156V251H157ZM172 250H173V249H172ZM209 250H211V249H209ZM213 250H214V249H213ZM217 250H218V249H217ZM217 250L215 249L216 252H217ZM228 250H229V247H228ZM231 250H232V249H231ZM233 250H232V251H233ZM255 250H257V248H256ZM255 250H254V251H255ZM60 251H61V250H60ZM60 251H59V252H60ZM74 251H76V249H75ZM123 251H124V250H123ZM143 251H141V252H142V253H145V252H143ZM148 251H149V250H147V252H148ZM186 251H187V250H186ZM189 251H191V250L189 249ZM206 251H207V249H206ZM211 251H212V250H211ZM221 251H222V250L219 251L220 254H221L224 250H223L222 252H221ZM225 251H226V250H225ZM251 251H253V250H251ZM254 251H253V252H254ZM95 252H96V250H95ZM124 252H125V251H124ZM149 252H150V251H149ZM157 252H158V251H157ZM160 252H161V251L159 250L158 254H159ZM178 252H179V254H180L179 249H178ZM178 252L176 251L175 253L178 254ZM234 252H235V250H234ZM245 252H246V251H245ZM249 252H250V251H248V254H249ZM255 252H256V251H255ZM257 252H258V251H257ZM125 253H126V252H125ZM130 253H131V252H129V254H130ZM136 253H137V252H136ZM173 253H174V251H173ZM183 253H185V252H183ZM183 253H182V255H183ZM204 253H205V252H204ZM217 253H218V252H217ZM217 253H216V254H217ZM230 253H231V251H230ZM236 253H237V252H236ZM263 253H264V252H263ZM53 254H54V253H53ZM53 254H52V255H53ZM61 254H62V253H61ZM126 254H127V253H126ZM137 254H138V253H137ZM137 254H136V255H137ZM160 254H161V253H160ZM166 254H167V253H166ZM179 254H178V255H179ZM185 254H186V253H185ZM192 254H194V253H192ZM210 254H211V256H213V254H212L211 252H210ZM210 254H209V255H210ZM214 254H215V253H214ZM216 254H215V255H216ZM241 254H243L242 251H241ZM241 254H239V255L242 256ZM257 254H258V253H257ZM260 254H262V253H260ZM34 255H37V254L34 253ZM34 255H33V256H34ZM150 255H152V254H150ZM155 255H156V254H155ZM169 255H170V253H169ZM169 255H166V256H169ZM215 255H214V259H215ZM224 255H226V253H224ZM227 255H228V253H227ZM230 255H231V254H230ZM230 255H229V256H225V257H229V258H230ZM233 255H234V253H233ZM233 255H231V256H233ZM244 255H245V254H244ZM258 255H259V254H258ZM4 256H5V255H4ZM25 256H26V255H25ZM33 256L28 255V258L33 257ZM41 256H42V255H41ZM53 256H55V255H53ZM131 256H132V255H131ZM138 256H139V255H138ZM140 256H141V255H140ZM146 256H147V255H146ZM160 256H161V258H162V257H163V254L160 255ZM175 256H177V255H175ZM183 256H184V255H183ZM203 256H204V255H203ZM235 256H236V254L234 255V257H235ZM246 256H247V254H246ZM262 256H264V254H262ZM5 257H6V256H5ZM46 257H47V254H46ZM108 257H109V256H108ZM134 257H135V256H134ZM134 257H133V258H134ZM136 257H137V256H136ZM141 257H142V256H141ZM147 257H149V256H147ZM177 257H178V256H177ZM205 257H206V256H205ZM234 257H233V258H234ZM236 257H239V256H236ZM236 257H235V258H236ZM23 258H24V257H22V261H24ZM25 258H26V257H25ZM28 258H27V260H28ZM43 258H45V257H43ZM51 258H52V256H51ZM54 258H55V257H54ZM151 258H152V259H151ZM154 258H155V257H154ZM157 258H158V257H157ZM161 258L159 257V259H161ZM168 258H169V257H168ZM235 258H234V260H235ZM41 259H42V258H41ZM46 259H47V258H46ZM58 259H59V258H58ZM70 259H71V258H70ZM142 259H144V258H142ZM150 259H151V260H154V259H153V256L150 257ZM159 259H158V260H159ZM180 259H182V258H180ZM183 259H184V258H183ZM185 259H186V257H185ZM217 259H218V258H217ZM223 259H224V258H223ZM223 259H221V260L219 259L218 261H220V262L222 261V263H223ZM49 260H50V259H49ZM68 260H69V259H68ZM72 260H73V258H72ZM72 260H71V261H72ZM138 260H140V259L138 258ZM147 260H148V259H147ZM147 260H144V261H147ZM163 260H166V259H163ZM215 260H216V259H215ZM215 260H214V262L217 261V260H216V261H215ZM236 260L239 261L238 258H236ZM6 261H8V260H6ZM22 261H21V263H22ZM44 261H45V260H44ZM47 261H48V260H47ZM51 261H52V260H51ZM53 261H54V260H53ZM142 261H143V260H142ZM156 261H157V260H156ZM161 261H162V260H161ZM161 261L159 260L158 262H161ZM179 261H180V260H179ZM237 261H236V262H237ZM10 262H11V261H10ZM49 262H50V261H49ZM97 262H98V261H97ZM105 262H106V261H105ZM137 262H138V261H137ZM137 262H136V264H137ZM166 262H167V261H166ZM166 262H165V263H166ZM181 262H182V260H181ZM234 262H235V261H234ZM243 262H246V260L244 259ZM27 263H28V262H27ZM29 263H30V262H29ZM63 263H64V260H63ZM71 263H72V262H71ZM145 263H146V262H145ZM145 263H144V264H145ZM165 263H164V264H165ZM179 263H180V262H179ZM183 263L186 264L184 260H183ZM183 263H182V264H183ZM203 263H204V262H203ZM212 263H213V260H212L211 264H212ZM217 263H218V262H217ZM6 264H7V263H6ZM10 264H11V263H10ZM23 264H24V262H23ZM66 264H67V262H66ZM109 264H110V263H109ZM121 264H122V263H121ZM123 264H124V263H123ZM141 264H142V262H141ZM150 264H151V263H150ZM152 264H153V263H152ZM218 264H219V263H218ZM225 264H227V263H225ZM235 264H238V262L235 263ZM239 264H240V263H239Z\"/></svg>",
  "mask_w": 264,
  "mask_h": 264
}]
</instances>
